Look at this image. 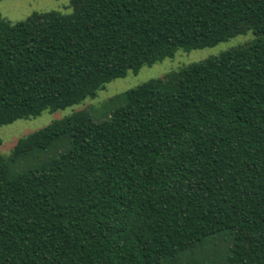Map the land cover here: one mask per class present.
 Returning <instances> with one entry per match:
<instances>
[{"label":"trees","instance_id":"1","mask_svg":"<svg viewBox=\"0 0 264 264\" xmlns=\"http://www.w3.org/2000/svg\"><path fill=\"white\" fill-rule=\"evenodd\" d=\"M71 6L0 14V129L179 50L255 40L114 97L107 121L79 111L0 154V264H195L224 233L226 264H264V0Z\"/></svg>","mask_w":264,"mask_h":264},{"label":"rangeland","instance_id":"2","mask_svg":"<svg viewBox=\"0 0 264 264\" xmlns=\"http://www.w3.org/2000/svg\"><path fill=\"white\" fill-rule=\"evenodd\" d=\"M72 0H3L0 2V14L11 23L25 21L35 12L58 11L69 15L73 13ZM255 40L253 32L236 36L214 47L196 51L179 50L174 58H168L151 67H144L137 74L129 72L123 79H117L106 85L95 98H88L79 105L69 107L54 113L44 112L40 117L30 120H19L0 129V154L10 156L18 141L36 131H39L54 121L64 119L79 111H88L96 122L109 120L115 105L111 100L131 89L153 79L164 78L168 73L176 72L194 63L232 49H236ZM233 246L232 236L224 233L212 237L199 245L194 251L195 264H226L229 249ZM170 264V262L165 263Z\"/></svg>","mask_w":264,"mask_h":264}]
</instances>
